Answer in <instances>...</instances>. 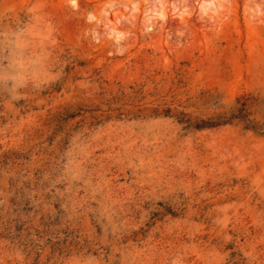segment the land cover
I'll list each match as a JSON object with an SVG mask.
<instances>
[{
	"label": "rangeland",
	"instance_id": "rangeland-1",
	"mask_svg": "<svg viewBox=\"0 0 264 264\" xmlns=\"http://www.w3.org/2000/svg\"><path fill=\"white\" fill-rule=\"evenodd\" d=\"M0 264H264V0H0Z\"/></svg>",
	"mask_w": 264,
	"mask_h": 264
},
{
	"label": "trees",
	"instance_id": "trees-1",
	"mask_svg": "<svg viewBox=\"0 0 264 264\" xmlns=\"http://www.w3.org/2000/svg\"><path fill=\"white\" fill-rule=\"evenodd\" d=\"M166 113H168V112H166ZM180 121L188 123L187 127H193V128H196V129H203V128H206V127L214 125L213 122H210V121H200V122L192 123L190 121V119H186L185 118V115H183V117L180 119Z\"/></svg>",
	"mask_w": 264,
	"mask_h": 264
}]
</instances>
